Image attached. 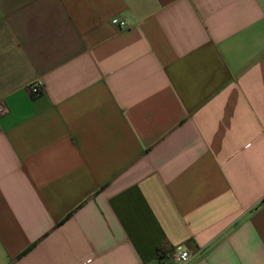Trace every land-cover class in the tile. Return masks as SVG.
Wrapping results in <instances>:
<instances>
[{
	"label": "crops",
	"instance_id": "obj_1",
	"mask_svg": "<svg viewBox=\"0 0 264 264\" xmlns=\"http://www.w3.org/2000/svg\"><path fill=\"white\" fill-rule=\"evenodd\" d=\"M263 200L264 0H0V264H264Z\"/></svg>",
	"mask_w": 264,
	"mask_h": 264
},
{
	"label": "built area",
	"instance_id": "obj_2",
	"mask_svg": "<svg viewBox=\"0 0 264 264\" xmlns=\"http://www.w3.org/2000/svg\"><path fill=\"white\" fill-rule=\"evenodd\" d=\"M112 23L120 27L121 29L126 27V23L118 19L112 20ZM31 90L33 94H38L41 92L42 88L40 87V85L36 84L32 86ZM174 257L179 262V264H187L190 261V254L182 247H177L175 249Z\"/></svg>",
	"mask_w": 264,
	"mask_h": 264
},
{
	"label": "trees",
	"instance_id": "obj_3",
	"mask_svg": "<svg viewBox=\"0 0 264 264\" xmlns=\"http://www.w3.org/2000/svg\"><path fill=\"white\" fill-rule=\"evenodd\" d=\"M263 202H264V200H263ZM159 256H162V255L160 254Z\"/></svg>",
	"mask_w": 264,
	"mask_h": 264
}]
</instances>
